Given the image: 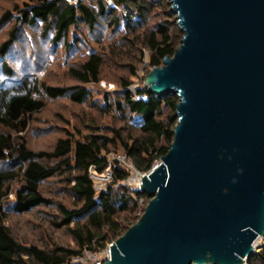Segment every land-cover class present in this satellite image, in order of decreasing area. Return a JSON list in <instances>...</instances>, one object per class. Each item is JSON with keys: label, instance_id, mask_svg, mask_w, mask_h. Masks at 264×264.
<instances>
[{"label": "water", "instance_id": "95a60500", "mask_svg": "<svg viewBox=\"0 0 264 264\" xmlns=\"http://www.w3.org/2000/svg\"><path fill=\"white\" fill-rule=\"evenodd\" d=\"M169 4L183 39L145 89L179 98L174 139L106 264H245L264 238V0Z\"/></svg>", "mask_w": 264, "mask_h": 264}, {"label": "trees", "instance_id": "16d2710c", "mask_svg": "<svg viewBox=\"0 0 264 264\" xmlns=\"http://www.w3.org/2000/svg\"><path fill=\"white\" fill-rule=\"evenodd\" d=\"M92 2L95 4L85 0L77 3L31 0L26 8L15 9L19 12L17 23L29 28L40 25L42 35L52 34L51 44L55 47L65 42L66 51L80 45V39L66 42L72 29L79 30L84 26L95 32L102 24H107L112 32H116L125 23L130 37L145 36L152 69L162 67L165 59L173 57L181 46L183 35L176 15L171 12L169 0ZM120 9L125 13H119ZM15 17L14 13L5 12L0 17V28ZM156 18L158 21L153 22ZM19 31V26L15 25L9 39L0 46V264H74L73 259L85 249L97 245V239L105 245L116 242L144 214L145 209L141 210L139 204L148 197L140 190L131 192L123 185L131 173L119 161H109L110 148L120 143L136 171L148 174L171 148L178 122L179 98L174 94L157 96L148 89H139L137 95L140 99L136 100L128 90L131 84L124 82L123 102L117 100L106 105L111 110L115 106L116 110L129 112L132 128L128 142L118 130L93 126V132L83 140L67 137L60 139L52 151H32L23 134L29 128L31 117L44 110V99L67 97L73 103L84 104L90 90L84 86H49L40 83L34 75V78L31 75L19 78L8 62ZM103 66L102 55L92 53L80 68H70L69 73L84 85L98 84ZM132 71L135 73V69ZM134 132H138V136L134 137ZM92 167L98 174L111 168L113 183H121L122 193L111 189L98 195L90 175ZM53 178H61L66 183L76 202L75 209L55 205L54 201L43 196L41 186ZM15 182L21 184L16 191L12 189ZM11 194L15 195L13 201L9 200ZM55 206L60 213L59 221L54 222L55 227L67 229L76 240L78 249L60 246L41 249L36 245L22 244L6 225L11 214L25 215L40 207ZM255 257L252 264H264V248Z\"/></svg>", "mask_w": 264, "mask_h": 264}, {"label": "rangeland", "instance_id": "374dc122", "mask_svg": "<svg viewBox=\"0 0 264 264\" xmlns=\"http://www.w3.org/2000/svg\"><path fill=\"white\" fill-rule=\"evenodd\" d=\"M65 1L79 2V0ZM85 1L95 4L92 0ZM29 3L31 0H0V17L7 11L16 16L10 23L0 28V46L9 39L10 31L15 25L20 28L17 41L11 47L8 62L21 79L27 75L28 77L34 75L40 83H46L49 86H84L90 90V96L84 104L73 103L67 97L56 100L45 98L44 110L31 117L29 128L23 134L28 148L35 152L52 151L60 139L71 137L75 141L83 140L85 136L93 132V126L118 130L128 142L129 130L132 128L128 120L129 112L116 110L114 105L113 110L108 109L106 103L114 104L117 100L123 102L122 97L126 91L123 87L124 82L131 84L128 89L131 96L136 100L140 99L137 95L138 90L145 89V78L153 70L150 66L151 52L146 47L145 36L142 34L134 38L130 37L125 30V23H122L116 32H112V28L107 24H102L95 32H90L82 26L79 30L72 29L66 40L73 43L76 39H80V45L66 51L65 42L55 47L51 44L54 36L49 34L44 37L40 25L29 28L17 23L19 12L15 9H24ZM118 12L125 13L123 9ZM152 21L158 20L156 18ZM181 35H183L182 32ZM92 53L103 57L104 66L101 70L100 82L84 85L70 75L69 69L80 68ZM132 69H135V73ZM137 133L134 132L133 136H138ZM111 137H113L112 134ZM110 149L109 161L111 163L119 161L131 173L130 179L123 185L131 192L138 190V172L127 158L122 145L116 143ZM120 159L123 161L121 162ZM106 176L107 170L101 175L94 173L93 180L98 195L102 194V191L108 192L111 189L115 193H122L121 183L114 184L113 176L109 180ZM20 185L15 182L12 184V189L16 191ZM41 193L54 201L55 205L63 204L69 209L76 207L75 200L61 178L44 182ZM14 197L15 195L11 194L9 200L13 201ZM148 201V198L140 201L141 210L146 208ZM59 215L56 206L40 207L25 215H9L6 225L16 240L22 244L36 245L41 249H53L55 246L78 249L76 240L67 229L55 227L54 222L59 221ZM263 243L264 240L260 241L259 245ZM96 244L99 247H106L105 243L98 239ZM255 258L252 257L249 264L255 262Z\"/></svg>", "mask_w": 264, "mask_h": 264}, {"label": "built area", "instance_id": "2783aa9c", "mask_svg": "<svg viewBox=\"0 0 264 264\" xmlns=\"http://www.w3.org/2000/svg\"><path fill=\"white\" fill-rule=\"evenodd\" d=\"M121 160L123 161V159H120V161ZM94 173H96V170L94 167H92L90 169V175H91L92 180L94 178ZM99 175H101V174H99ZM137 175H138V181L140 184L141 177L145 176L147 174L137 173ZM112 176L113 175L111 172V168L107 169V176H106L107 178L106 179L109 180L112 178ZM101 193H103V191ZM262 240H264V238L260 239L256 243L255 254L253 256L254 258L264 248V243L262 245H259V242ZM114 243L108 244V245H106V247H99L97 245H94V247L92 249H85L81 255H79L73 259L72 263H74V264H106V262L111 259V247ZM250 262H251V259L248 262H246L245 264H249Z\"/></svg>", "mask_w": 264, "mask_h": 264}]
</instances>
